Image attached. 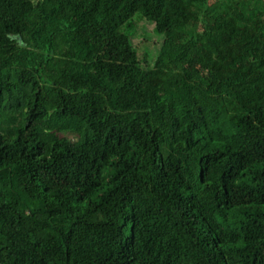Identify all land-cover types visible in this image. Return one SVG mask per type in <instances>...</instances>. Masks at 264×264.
<instances>
[{"label": "trees", "instance_id": "1", "mask_svg": "<svg viewBox=\"0 0 264 264\" xmlns=\"http://www.w3.org/2000/svg\"><path fill=\"white\" fill-rule=\"evenodd\" d=\"M0 264H264V0H0Z\"/></svg>", "mask_w": 264, "mask_h": 264}, {"label": "rangeland", "instance_id": "2", "mask_svg": "<svg viewBox=\"0 0 264 264\" xmlns=\"http://www.w3.org/2000/svg\"><path fill=\"white\" fill-rule=\"evenodd\" d=\"M146 46H150L153 51H157V45H155V44L150 45V43L148 42ZM142 50H143L142 47H140V49H139L140 52H138V54L142 55Z\"/></svg>", "mask_w": 264, "mask_h": 264}]
</instances>
